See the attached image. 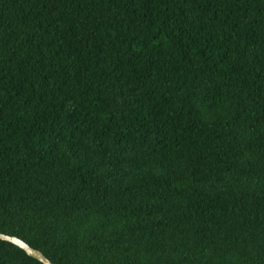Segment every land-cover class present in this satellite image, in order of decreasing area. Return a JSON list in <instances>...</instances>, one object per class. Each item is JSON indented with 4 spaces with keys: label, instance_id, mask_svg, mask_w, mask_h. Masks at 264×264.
Returning <instances> with one entry per match:
<instances>
[{
    "label": "trees",
    "instance_id": "16d2710c",
    "mask_svg": "<svg viewBox=\"0 0 264 264\" xmlns=\"http://www.w3.org/2000/svg\"><path fill=\"white\" fill-rule=\"evenodd\" d=\"M0 231L53 264H264V0H0Z\"/></svg>",
    "mask_w": 264,
    "mask_h": 264
},
{
    "label": "water",
    "instance_id": "95a60500",
    "mask_svg": "<svg viewBox=\"0 0 264 264\" xmlns=\"http://www.w3.org/2000/svg\"><path fill=\"white\" fill-rule=\"evenodd\" d=\"M0 239L6 240V241H9V242H12L18 245L23 250H25L27 254L40 260L44 264H53V262L41 250L31 246L25 240H23L22 238L16 235H12V234H8V233H4L0 231Z\"/></svg>",
    "mask_w": 264,
    "mask_h": 264
}]
</instances>
